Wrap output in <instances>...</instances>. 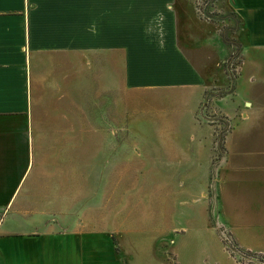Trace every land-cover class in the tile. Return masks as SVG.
<instances>
[{
	"label": "crops",
	"instance_id": "0c3cea01",
	"mask_svg": "<svg viewBox=\"0 0 264 264\" xmlns=\"http://www.w3.org/2000/svg\"><path fill=\"white\" fill-rule=\"evenodd\" d=\"M205 2L0 0V264H159L130 247L141 232L153 247L173 232L170 264H240L218 224L243 249L264 246V0ZM231 47L239 71L249 64V95L239 71L231 92L212 91L229 82L219 62ZM83 134L117 152L101 172L79 161ZM127 151L164 168L167 207L181 204L169 221L199 209L195 241L182 238L188 224L128 219Z\"/></svg>",
	"mask_w": 264,
	"mask_h": 264
},
{
	"label": "rangeland",
	"instance_id": "374dc122",
	"mask_svg": "<svg viewBox=\"0 0 264 264\" xmlns=\"http://www.w3.org/2000/svg\"><path fill=\"white\" fill-rule=\"evenodd\" d=\"M262 37V36H261ZM235 49L231 47V52L235 54L232 58H229L225 56L223 60H221L219 63L224 70V73L227 75V77H231L232 81L230 86H228V83L223 87H214L212 91H217L220 93V91L224 88H231L230 92L233 90V85L236 81V77L239 71V63L241 61V54L235 53ZM215 71L218 72L219 69L215 68ZM240 90L241 95L245 92L246 95H249L251 91L258 90L257 86H252V83L250 82L249 85V64L246 63L242 68L240 67ZM223 95V94H222ZM238 96V93L237 95ZM237 100L234 99L232 103L229 104V106L232 107L231 111L233 112L235 106L238 102V97H236ZM213 101V99H212ZM237 101V102H236ZM210 104V103H209ZM211 108L213 107L218 114L223 116V113L217 108V105L214 104V101L210 104ZM206 107H209L206 103ZM210 108V107H209ZM237 110H235L236 113ZM225 116V115H224ZM238 117V116H237ZM224 122L227 123L225 120ZM228 124V123H227ZM137 136L133 135H127L125 137V142L129 146H134L136 144ZM103 136L102 135H90V134H83L77 136V144H78V158L80 160H90L91 158L94 160V166L97 164L101 167L103 162H107L108 157L111 159H108L110 161L113 160L114 155H117L116 151H111L106 149V145H103ZM136 156L134 153H131V151H127L125 155V159L127 160L125 165V181H124V191L126 198L124 200V208L127 212L128 219L132 222H136L139 225H141L145 230L151 229V227L156 228H162L168 225V228L162 230L161 232H166L167 229L169 230V226H180L181 224H188V232L184 234L182 237L183 240H186L188 242L195 241L196 236L192 233L190 230L189 223L190 222H197L198 217H195V214L199 212V209L194 210V216L190 221L183 220L184 217L182 215H176L173 217V220L169 221L166 217V212L170 209V207H179L181 208V204L178 203V201L175 200V203L170 204V207H167L166 198L164 196L165 194V175L162 170L164 168H159L155 166H151L149 162L144 160V164L140 165L138 161H136ZM95 169V168H94ZM115 169V168H111ZM98 172L95 170V176ZM99 174V173H98ZM116 175L117 171L113 172L110 171V176L108 178V184L110 187H112L113 182L116 181ZM95 176L93 179V191L94 193L100 192L102 189V185L98 181H96ZM123 187V183H122ZM191 205H194L197 207L198 205L196 203H191ZM123 206V201H122ZM169 206V205H168ZM112 215V214H111ZM195 217V218H194ZM111 222V219H109V223ZM214 223V222H213ZM217 225V224H215ZM217 227V235L219 236L222 247L229 253V255L240 264H243L241 260L239 259V253L235 250L234 245L241 247L240 244L237 243L234 232L231 231L227 226L224 225H217L215 226V229ZM144 230V231H145ZM222 231L229 232L230 237H225ZM176 232H180L179 230H176ZM137 238H141L138 242H140L141 245H138L137 247L130 246L132 249L137 251V257L138 258H145L148 259L149 257H154V262L159 264H170L171 263V255L169 254V239L174 237L173 232H169L167 235H164L161 237L159 243H157L158 246L153 247L151 245H146V242L150 241L151 237L147 232H141V234L136 235ZM205 238V237H204ZM245 243V242H244ZM260 243L262 241L258 239H249V249L252 251H259L260 253L264 254V246H262ZM228 244V245H227ZM151 261V260H150ZM181 262V259H180ZM143 264H147V261L142 262ZM182 264V262H181ZM251 264H254L252 262Z\"/></svg>",
	"mask_w": 264,
	"mask_h": 264
},
{
	"label": "trees",
	"instance_id": "16d2710c",
	"mask_svg": "<svg viewBox=\"0 0 264 264\" xmlns=\"http://www.w3.org/2000/svg\"><path fill=\"white\" fill-rule=\"evenodd\" d=\"M222 39H223V42H225V43H231V44H234V42L232 41V40H230L229 38H227L225 35H224V33H222ZM236 47V46H235ZM236 50H237V47H236ZM233 56H235V54L232 52V53H230L229 55H228V57L229 58H232ZM228 80H229V82H228V86H230V84H231V81H232V79H231V77H228ZM231 87V86H230ZM230 90H231V88H224V89H222L221 91H220V95H222V94H227V93H229L230 92ZM223 131L221 132V133H219L218 134V136H217V140H218V143H220L221 142V140H222V137H223ZM226 235L228 236L227 238H229L230 240H232V238L230 237V235H229V232H227L226 231ZM234 247H235V249L236 250H238L239 252H241L242 254H244V255H252V256H258V255H260V253L259 252H254V251H250V250H247V249H243V248H240V247H238V246H236V245H234Z\"/></svg>",
	"mask_w": 264,
	"mask_h": 264
},
{
	"label": "built area",
	"instance_id": "2783aa9c",
	"mask_svg": "<svg viewBox=\"0 0 264 264\" xmlns=\"http://www.w3.org/2000/svg\"><path fill=\"white\" fill-rule=\"evenodd\" d=\"M194 2H195V5H196V8L198 10H200V7L202 5H205V3H206L205 0H194ZM221 233H223L225 235V237H228L226 235V231H222L221 230ZM236 251L239 253V259L241 260V262L243 264H251L252 262H254V264H264V254H262V253H260V255H258V256H252V255L248 256V255L242 254L238 250H236Z\"/></svg>",
	"mask_w": 264,
	"mask_h": 264
}]
</instances>
